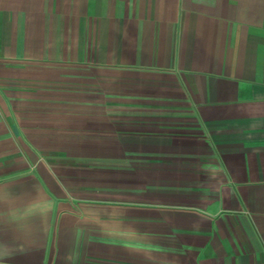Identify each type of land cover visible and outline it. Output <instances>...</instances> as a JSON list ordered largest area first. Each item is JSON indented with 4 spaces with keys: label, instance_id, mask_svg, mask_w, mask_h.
<instances>
[{
    "label": "crops",
    "instance_id": "1",
    "mask_svg": "<svg viewBox=\"0 0 264 264\" xmlns=\"http://www.w3.org/2000/svg\"><path fill=\"white\" fill-rule=\"evenodd\" d=\"M0 264H264V0H0Z\"/></svg>",
    "mask_w": 264,
    "mask_h": 264
}]
</instances>
